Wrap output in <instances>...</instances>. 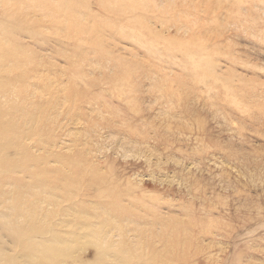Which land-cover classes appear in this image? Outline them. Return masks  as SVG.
Returning <instances> with one entry per match:
<instances>
[{
  "label": "rangeland",
  "instance_id": "obj_1",
  "mask_svg": "<svg viewBox=\"0 0 264 264\" xmlns=\"http://www.w3.org/2000/svg\"><path fill=\"white\" fill-rule=\"evenodd\" d=\"M63 1L0 0L5 7L1 18L5 10L33 25L28 28L22 21V27L17 26L22 30L11 34L0 21V62L13 67L7 68V76L25 78L11 87L16 89L12 94L16 99L25 92L22 101L35 103L23 107L30 115L28 122H18L38 130V136L25 139L30 151L54 153L46 165L65 171L64 176L75 173L73 163H82L77 171L89 165L102 179L124 178L128 186L122 185L119 202L136 215L122 220L126 226L130 223L124 229L126 237L139 247L138 264L152 259L264 264V0H103V9L99 0ZM112 4L115 8L109 7ZM130 4L146 9L147 15L129 19L131 13L124 8ZM65 10L66 17L61 16ZM137 28L143 36L139 43L125 35ZM29 30L36 34L34 40ZM9 35L33 54L24 53L22 59L23 53L11 50ZM193 53L199 58L193 59ZM193 62L200 67H193ZM121 84L123 95L115 92ZM130 88L134 92L128 94ZM132 98L138 102V115L126 104ZM46 126L50 134L42 132L43 136ZM89 186L84 182L81 193ZM99 188L102 193L108 189L104 182ZM130 189L134 192L127 196ZM68 200L59 201L60 206L67 208ZM189 206L191 219L199 220L202 228H185ZM65 219L83 223L75 217ZM109 232L114 240L121 239L118 231ZM81 254L88 261L94 258L92 248Z\"/></svg>",
  "mask_w": 264,
  "mask_h": 264
},
{
  "label": "bare ground",
  "instance_id": "obj_2",
  "mask_svg": "<svg viewBox=\"0 0 264 264\" xmlns=\"http://www.w3.org/2000/svg\"><path fill=\"white\" fill-rule=\"evenodd\" d=\"M88 1L86 0V2H88ZM99 1H100V7L103 9L105 6L104 2H103V0H99ZM126 1H128V0H126ZM129 1H128V3H129ZM63 2H65V1H63ZM75 2H76V0H75ZM63 4H64L63 5L64 8H66V2ZM77 4H78V2H77ZM135 4L139 7H141V4L140 5H139V3L138 4L135 3ZM74 5H73V7H74ZM80 5H82V4H80ZM80 5L77 7H80ZM85 5L82 6L83 11H84ZM125 5L128 6V4H125ZM132 5L130 4V6H131L130 8H127V6H125L126 8H124V11H128V14H129V12L131 13L130 14L131 16L129 17V19H131L132 17L133 18L135 17L137 19L138 17L143 15V13L146 12V9L134 8V7H132ZM2 6H4V5H2ZM110 6L114 7L113 4L109 5V7ZM123 7L121 8L122 11L120 12V15L123 12ZM3 8H5V7H3ZM3 8L0 5V9H3ZM64 8L62 7L63 10H64ZM88 8H89V5H88ZM66 9H68V7ZM115 10H117V9H115ZM2 11L5 12L6 15H2V18L0 17L1 18L0 21L2 20V24H6L7 28L9 27V29H11V34L14 33L15 30H16V32H18V30L21 31L22 29L21 30L17 29V26H21L19 24L23 20H21L18 16L17 17L10 16L11 14L9 15V12L6 13L5 10H2ZM51 11H52V9H51ZM71 12H72V9H71ZM75 12H76V10H75ZM63 13H65V15H61V16L66 17V10H65V12L63 11ZM68 13H70V12H68ZM72 13H74V12H72ZM139 13H142V14L139 15ZM59 14H60V12H59ZM51 15L54 16V9H53V12L51 13ZM73 15L74 14H68L67 17L73 18ZM123 15L126 16L125 13H123ZM69 18H68V20H70ZM136 19H134V20H136ZM71 21H72V19H71ZM123 21H125V20H123ZM24 22L25 21H23L22 23L24 24ZM66 22H67V20H66ZM69 23H70V21H69ZM73 23L75 24V21ZM26 24H27V22H25L24 25L26 26ZM137 24H138V22H137ZM28 25L29 24H27V26ZM29 26H33V25H29ZM29 26H28V28H29ZM136 26H138V25H135L134 27L136 28ZM138 27L140 28V25ZM139 28H137L136 30L135 29L129 30L125 33V35L128 36V38H130L132 41L134 40L133 42L139 43L141 39L143 40V36H140ZM142 28H144V27H142ZM9 29H5V30L8 32ZM144 30L146 31V28ZM29 31H26V33H28L30 38L33 39L32 35L33 34L36 35V34L32 33L33 31H30V32ZM142 31H143V29H142ZM146 32H148V30ZM9 34H10V32H9ZM141 34L143 35V33H141ZM6 36H7V34H6ZM139 36L141 39H138ZM83 38H84V36H83ZM3 40H4V37H3ZM136 41H138V42H136ZM2 43H4V42H2ZM8 43L10 44L11 47H13L11 49L12 51L13 50L17 51L16 54H18V51L21 54L23 53L22 59H23L25 54H29L30 56L33 54L30 50H28L26 47H24L25 45H23L22 43H19L13 36L9 35ZM4 46H5V44L1 47L3 48ZM6 48H8V46ZM6 48H4V50ZM7 53H9V55H10V52H7ZM7 53L5 52V55ZM0 54H1V52H0ZM11 54H12V52H11ZM193 54L195 55V53H193ZM13 55H14V53H13ZM5 57H7V56H5ZM107 57H110V56H107ZM197 57L199 58V56H196L193 59H196ZM8 58H9V56H8ZM201 58H202V56L200 57V61L202 63ZM81 59H83V58H80V60ZM110 61H111V59H110ZM9 62H10V60H9ZM1 63L2 62H0V264H138V262L140 263V261L142 260V257H136L139 255L141 256V253H137L139 251L138 245H134L133 241L129 240L125 235L127 231H125L124 229H128V227H129L128 225L130 223L127 224V226H126L122 220L123 216H125L127 214H132V213L126 211L124 209V207L119 202L121 199L120 197L123 196V194L121 195V193H120V189H121L122 185H127L124 178L121 179L122 181L120 179L119 180L112 179L111 178L112 176H110V177L104 176V178L102 179V178H100L98 171L96 169L90 168L89 165L87 166L86 161H85V163H86L85 166H87V167L84 166L85 169L83 171H82V168H81V170L79 169L80 171H77L78 170L77 168L81 167V164H82L81 162H80L81 163L80 166H78V164L76 165L73 163L72 167L74 170L76 169V171H74V170H72V171H74L75 173H72L69 176V174L71 173V171H70L69 174L67 173V176L66 175L64 176L63 172H65V171H63L62 172L63 176H62V173L60 172L61 171L60 168H59L60 171L57 170V172H56L55 168L48 167V166H54L53 164L52 165H50V164L46 165L47 158L49 156L51 157L52 155L54 156V153L52 155H49V156H45V154L34 155L32 153L33 151L31 152L30 148L26 145L25 139H32L35 137L34 135L38 136V133H36V132H38V130L35 129V126H33L34 128L33 127L31 128L29 126V123L26 124L27 128L19 125V123H18L20 120H24V121L28 122V119H26V117L29 114L26 111H24L25 109L23 107H25L26 104L29 105L30 103H26V102L22 101V99H26V98H24L25 92H24V95H23V93L19 92L21 94V97L19 94H17V98L20 97L21 102L20 101L16 102L15 100L17 98L15 99V97H14L16 94V89H15V91H14V89H12V91L15 92L14 96H13L12 91H11V87L13 85H15L17 83H21L22 81H25V78H22L20 76H19V78H18V76L16 78L15 77L11 78V77L7 76L8 72H10V71H7V68H13V67L8 66L9 64L7 65L8 67H6V66H4L5 63L4 64H1ZM77 63H78V65H81V64H79L80 61H78ZM15 64L16 63H14L13 66ZM118 64L121 65V63H118ZM18 65L19 64H17V66ZM43 65L44 64H42V67H43ZM47 65L49 66V64H47ZM76 65L77 64H75V66ZM191 65L193 67H200L199 62L198 63L193 62ZM114 66H115V64H114ZM30 73L31 72H29V74ZM24 75H25V73H23V76ZM35 76H37V74ZM35 76H33V77H35ZM28 80H32V78H30ZM32 81H34V80H32ZM29 84H30V82H29ZM123 84H121V86H119L117 89H115L116 90L115 92L120 93V95H123V93H125V91L123 90V87H124ZM26 86H27V84H26ZM125 88L127 89V85L125 86ZM26 89H27V87H26ZM28 89H29V86H28ZM45 90H47L46 87H45ZM26 91L29 92L28 90H26ZM126 91L128 94L131 92L132 93L134 92L133 89H131V88L129 90H126ZM35 96H36V94H35ZM37 96L41 97L40 95H37ZM25 97H27V96L25 95ZM28 99L31 102L32 98L28 97ZM134 99H135V97H134ZM42 102L43 101H41V102L39 101V103H42ZM32 103H34V101L31 102V104ZM45 103L49 104L50 101L47 102V99H46ZM31 104H30V107H31ZM43 104H44V102H43ZM126 104L129 106L130 112H132L133 114H136V115L140 114V108L138 107L137 100L134 101L133 98L128 99V102ZM40 106H43V105L40 104ZM47 106H49V109H50L51 108L50 106H52V105L49 104ZM30 107L28 110L29 112H30ZM34 109L35 108H33V110ZM54 109H55V104H54L53 110ZM35 112L37 115L38 112L34 110V113ZM55 112H56V110H55ZM30 113H32V112H30ZM42 113H44V111ZM42 113L39 112L40 118H42L41 117ZM31 117L34 118L35 115H33ZM44 117H46V113H45ZM50 117H52V115ZM36 120H38V119L36 118ZM43 120H44V118H43ZM34 121L35 120H33V123H34ZM47 121H49V120H47ZM52 121L54 122V120H52ZM57 121H58V119H57ZM49 125H50V123H49ZM53 126H52V129H53ZM48 127L47 126L44 127V131H41V134H42V132L43 133L45 132L46 133L45 135L50 134V131H49V133L47 131V130H49ZM55 128H54V130H55ZM40 130H42V129L40 128ZM51 138H53V137H51ZM37 139L40 142L39 137H37ZM37 139L35 141H37ZM42 139H44V138H42ZM48 139H49V137H48ZM44 141H46V145H47L48 141L47 140H44ZM51 141H53V139ZM55 141H56V139L54 140L53 143H55ZM39 142L36 143V145L39 144ZM49 144L50 143H48V145ZM50 146L51 145H49V147ZM52 146H54V145H52ZM31 147H33V146L31 145ZM57 147L54 146V148H56V149H57ZM44 148H47V146H45ZM37 150H38V148H37ZM52 150H53V148H52ZM41 151H43V150H41ZM35 152H38V151H35ZM46 152H47V149H46L45 153ZM54 152H56V150ZM58 152H59V150H58ZM51 153H52V151L48 152V154H51ZM64 157H65V155H64ZM62 158H63V156H62ZM54 160H52V162ZM65 160L68 161V158ZM80 160H81V158H80ZM59 161L61 163V161H63V160L59 159ZM50 162H51V160H50ZM83 165H82V167H83ZM55 167H56V165H55ZM65 167H66V165H65ZM65 167H63V169ZM69 170H70V168H69ZM56 173H58V175ZM60 173H61V175H60ZM84 182H85V184L87 183V185L90 183V186L87 187L85 190V193L82 194L81 190L83 188ZM103 182L105 183L106 187L108 188V189L106 188L107 189L106 193H102V192L98 191V189H100L99 186H101ZM130 190H132V191L128 192L127 196L131 195L134 192L133 189H130ZM79 195L81 197H83V199H81V200L77 199L80 197ZM67 198H69V200H71L69 206L67 208H64V205L60 206L59 201H63V200L67 201ZM105 198L114 199V201H111L109 203L108 202L102 203L101 200L105 199ZM69 200H68V202H69ZM98 210H103V211H102V213L99 214L97 212ZM68 212H70V214H67ZM196 214L197 213H195V215ZM115 215H116L117 219L113 218ZM56 216L60 217L59 218L60 223H56ZM66 216H70L71 219H72V217H75L76 220L83 219V223H77V221L76 222L73 221V223H72L71 220L69 221V220L65 219ZM133 216H134V218H136L135 214ZM185 217L187 218L186 222L184 220V222H185L184 226L186 229H195V228L201 227L199 225V222H200L199 220L194 221L191 219L192 217H194V212L192 210V206L188 207L186 214H185ZM173 222H174V220H173ZM178 222H177V226H178ZM181 222L182 221H180L179 223H181ZM208 224L210 226L216 228V229H218L220 227V226L218 227L217 223L212 222V221H209ZM172 226H174L173 223H172ZM175 226H176V223H175ZM210 226H208V227H210ZM100 229H108L109 231L116 230V231H118V234L120 236L122 235L121 239L120 240H114L113 237L110 236V234H109L110 232L108 230L102 232ZM3 234H4V236H3ZM4 238H6L5 239L6 241L3 240ZM88 248H92V250L94 252V254H93L94 258L90 261H88V259H84L82 254H81V252L82 253L85 252V250H87ZM188 250H190V249H188ZM182 254H181V256H182ZM152 257H155V256H152ZM136 259L138 262L136 261ZM149 259H151V258H149ZM85 260H87V261H85ZM152 260L153 261L148 260L146 262V264H173L172 259L170 261L164 260L165 261L164 263H162V261L156 263V260H154V259H152ZM189 260H193V259L190 258ZM186 264H188V263H186Z\"/></svg>",
  "mask_w": 264,
  "mask_h": 264
}]
</instances>
